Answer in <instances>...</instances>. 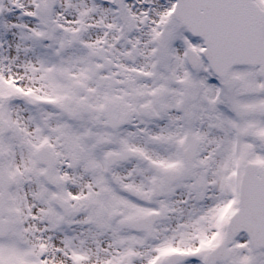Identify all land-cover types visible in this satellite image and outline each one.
Instances as JSON below:
<instances>
[{"label":"snow or ice","instance_id":"1","mask_svg":"<svg viewBox=\"0 0 264 264\" xmlns=\"http://www.w3.org/2000/svg\"><path fill=\"white\" fill-rule=\"evenodd\" d=\"M0 264H264V0H0Z\"/></svg>","mask_w":264,"mask_h":264}]
</instances>
